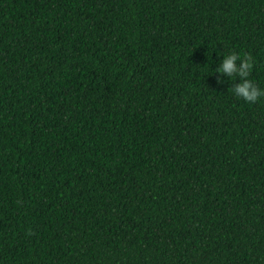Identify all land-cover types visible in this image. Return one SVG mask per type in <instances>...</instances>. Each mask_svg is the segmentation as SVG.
Returning <instances> with one entry per match:
<instances>
[{
  "label": "trees",
  "instance_id": "obj_1",
  "mask_svg": "<svg viewBox=\"0 0 264 264\" xmlns=\"http://www.w3.org/2000/svg\"><path fill=\"white\" fill-rule=\"evenodd\" d=\"M229 51L264 88V0H0V264H264Z\"/></svg>",
  "mask_w": 264,
  "mask_h": 264
},
{
  "label": "clouds",
  "instance_id": "obj_2",
  "mask_svg": "<svg viewBox=\"0 0 264 264\" xmlns=\"http://www.w3.org/2000/svg\"><path fill=\"white\" fill-rule=\"evenodd\" d=\"M217 55H221L217 53ZM253 68V58L247 53L235 51L223 52L222 57L213 72L236 78L230 86L232 93L245 102L254 103L259 97L264 96V88L258 87L252 79L250 72Z\"/></svg>",
  "mask_w": 264,
  "mask_h": 264
}]
</instances>
